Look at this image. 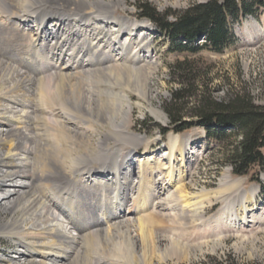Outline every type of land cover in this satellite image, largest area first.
Wrapping results in <instances>:
<instances>
[{
  "label": "rangeland",
  "instance_id": "1",
  "mask_svg": "<svg viewBox=\"0 0 264 264\" xmlns=\"http://www.w3.org/2000/svg\"><path fill=\"white\" fill-rule=\"evenodd\" d=\"M106 1L118 2L113 8L116 16H126L129 20L139 22L147 21L153 27V33L145 35L141 43L137 41L132 44V51L140 49V53L147 60H141L138 64H134L135 61L131 55L121 54L120 60L116 62L118 66L124 69L127 67L137 68L139 65L147 64L149 69L148 71L147 69L144 70L142 75L145 76L148 86L147 95L145 97L142 95V97L140 95L142 92H138L137 79L134 73L129 74L130 76L125 73L120 74L121 76L113 74L110 77L117 83V86H113L115 92L121 94L123 89V92L125 91L129 95L132 103L129 132L144 137V140H138L135 143L118 140L119 138H115L111 134L112 127L110 125L102 122L100 124V121L87 118L75 109L69 113L75 116L76 122L69 123L66 127L76 130L77 136L59 134L61 123L64 122L62 110L55 107L53 113L50 114L45 110V108L49 109L50 106L44 108L40 106L39 108L38 98L34 97V102L41 114V118L35 117L37 121L35 126L36 128L39 127L40 130L37 129V135L33 136L28 143L24 142V137L20 138L21 140L17 139L23 141L24 148H28L26 150L31 156L30 171L36 175L38 173L44 175V179L35 178L32 182L33 193L36 196L40 193L41 197L44 196V199L49 198L51 201L53 198H50L53 193L55 194L58 189H61L62 191L58 193L61 194L63 188L66 189L71 185L68 179L58 180L60 181L58 184H62V188H57L56 183L58 181L56 175L53 174H56V170L60 171L63 168H60V165L57 166L58 164H53L54 160L63 162L64 167H67L66 170H69L72 163L80 157L89 158V156L96 155L103 150L112 155L119 148L121 150L120 161L127 156L128 152L131 154L127 161L132 166V176L136 179V183L130 187L129 193L133 192L134 196L139 195V190L146 182L144 180L140 186L137 180L145 176L150 179L148 186L153 190L151 193H145V197L150 196L146 207L143 206L135 216L129 214L130 217H140L147 222L146 229L148 231L145 239L142 240L145 249L140 248V246L132 252L123 249L118 252L122 255H120V259L116 252H114L116 255L112 253V246L94 243L95 247L90 245L88 250V247L83 245L84 241L79 239L78 242L80 243L76 245H78V249L83 247L84 254H86L83 259L81 257L83 264H88L87 262L91 264V261H93L92 264H98L99 261L102 264L110 263L111 254L114 260L120 261V264H208L210 258L225 260L228 257L233 259L236 264H264V170L255 168V171L259 173L261 182L251 180L250 176L234 175L231 166L223 162L216 142L209 141L203 128L194 127L181 133L170 131L165 136L158 130V125L161 127L168 126L169 118L164 110L165 102L171 98L173 91L180 87V78L172 70V66L178 61L194 62L199 69H202L203 74L208 72L207 81L214 97L220 99L228 90L246 89L253 96L254 103L264 107V21L248 16L241 24H231L236 40L232 46L221 53L205 48L197 54H192L172 50L174 49L172 40L167 34L158 32L151 20L141 16L139 4L142 2L151 4L160 13H164L165 11H183L193 4L206 3L209 0ZM169 19L173 20L174 17H169ZM96 36H99L105 45H111L112 35L108 28H99ZM25 43L28 44L29 39L25 40ZM8 44L0 46L2 47L0 60H3L1 57H4V53H2L5 51L4 48H20L17 42ZM21 50L22 52L25 51V49ZM2 62H5L8 68L13 64L11 63L12 60L8 59ZM7 63L10 64L7 65ZM6 72H8L7 69ZM2 73L4 74V71H0V77ZM31 73L35 77L38 76L37 71ZM42 75L45 76V74ZM106 77L104 80L107 79ZM119 77L121 78L119 79ZM83 83L79 87L88 88L89 83ZM95 86L97 85L95 84ZM99 88L109 91L112 85L109 86L102 82L99 84ZM71 90L68 88V91L71 92ZM107 98L104 99L107 101L106 103L113 102V98ZM119 103L125 104L123 101H119ZM157 112L162 113V117L157 116ZM48 115H53V119L49 118ZM174 134L179 135L178 144H182V147L187 149V153L175 152L174 174L176 177L174 175V179H171L169 170L165 168L169 166L167 158L170 149L169 142ZM42 140L44 141L43 145H45L42 147L44 149L40 148ZM148 158L154 159V161H151L150 165H144ZM140 163H142L141 166H139ZM75 166L76 168L91 167L100 172L99 170L104 168V162L101 160L90 161L89 159L83 165ZM86 172L88 171L75 173L74 179L78 180L85 176L84 182L90 183L86 178ZM103 184L105 185L104 181L100 179L95 185L91 184L89 189L97 193L104 187ZM70 190L73 192L75 187L70 186ZM70 196V194H65V197ZM128 197L130 196L128 195ZM79 198L81 200V197L70 200L75 201L74 205L83 212H81L82 220L84 218L86 220L89 203L83 204ZM94 199L93 197L92 200ZM76 202L79 203V206ZM55 204L54 206H56ZM122 209L127 211V204ZM93 213L95 216L94 210ZM8 218L9 214L6 211V214L0 217V221L4 222ZM26 220L22 222V226L31 227L32 220L30 218ZM130 230L132 236L137 240L140 235L135 231V227L131 226ZM34 237L33 235L29 239L25 238V240L37 242L38 248L40 241ZM14 247L12 241L0 236V257H4L0 264H10L8 260L13 255ZM37 248L32 247V249ZM68 249H70L69 246ZM73 251L72 255L70 254L71 258L76 254V250ZM126 253L128 256H125ZM135 253L139 254L136 256ZM88 254L90 257L87 256ZM122 258L127 260L124 259L123 261ZM67 261L70 262V260Z\"/></svg>",
  "mask_w": 264,
  "mask_h": 264
},
{
  "label": "bare ground",
  "instance_id": "2",
  "mask_svg": "<svg viewBox=\"0 0 264 264\" xmlns=\"http://www.w3.org/2000/svg\"><path fill=\"white\" fill-rule=\"evenodd\" d=\"M117 4L118 2L106 0H0V46L9 45L11 42L20 45V48L6 47L2 52L4 57L1 58L4 61L12 60L10 68L0 60V71H4L0 77V183L6 182V196L3 200L6 202L5 210L9 214L8 220L0 223V236L12 241L15 246L13 255L8 260L10 264H83L81 257L83 259L86 254L83 247L78 249L76 245L80 243L79 239L84 241L83 245L88 247V250L94 243L112 246L114 255L123 249L132 252L136 247L144 246L142 240L148 231L147 222L134 216L149 202L150 196L145 197V193H151L153 190L148 186L150 179L145 176L137 180L140 186L144 180L146 182L139 190V195L129 193L130 187L136 183L132 176V166L127 161L131 156L130 152L120 161L119 148L112 155L104 150L99 151L89 158L80 157L77 161L71 162L69 170H66L63 162L54 160L53 164L63 168L53 174L56 175L57 181L68 179L71 185L63 188L61 194L58 193L62 190L58 189L50 198L54 200L50 201L49 198L41 197L38 192V196L33 193L32 182L35 178L44 179V175L41 173L36 175L30 171L31 156L26 150L28 148L23 147V141H20V138L24 137V142L28 143L37 135L39 127L36 128L35 123L36 118H41L38 111L40 106L42 108L50 106L49 109L45 108L50 114L55 107L62 110L64 122L63 124L60 122L59 134L77 136L76 130L67 128L69 123L76 122L75 116L69 113L75 109L87 118L100 121V124L102 122L110 125L111 134L119 138L118 140L134 143L144 140V137L129 132L132 103L123 89L121 94L115 92L113 86L117 83L110 77L113 74L119 76L125 73L128 76L134 73L138 92H142L141 96L147 95L148 86L145 76H142L144 70L149 69L147 64L124 69L116 62L120 60L121 54L131 55L134 64L147 60L140 53V49L132 51V44L137 41L141 43L145 35L153 32V27L147 21L139 22L129 20L126 16H116L113 8ZM35 15L37 17H34ZM101 27L109 29L112 35L111 45H105L101 38L96 36L97 30ZM28 39L29 43L26 44L25 40ZM1 49L2 47L0 51ZM21 49L25 51L22 52ZM33 71H37L38 76H33L31 73ZM83 82L89 83L88 88L79 87ZM102 82L112 85V88L109 91L100 89L99 84ZM68 88L72 89L71 92ZM102 96L113 98V102L110 100L111 104L106 103ZM34 97L38 98L39 108L34 102ZM158 115L162 117V113L157 112ZM48 117L53 119V115ZM32 124L34 126H31ZM178 141L179 135L174 134L169 142L167 157L169 166L165 169L169 170L171 179H174L175 175V152L187 153V149L178 144ZM43 142L42 140L40 148L45 146ZM89 159L101 160L104 162V168H101L100 172L91 167L76 168L75 165H83ZM151 161L154 159L148 158L144 165H150ZM141 165L142 163L139 164ZM85 171H88L85 174L90 181L87 182L89 184L84 182L85 176L78 180L74 179L75 173ZM100 179L104 181V187L97 193L92 192L89 189L90 185H95ZM58 183L60 181L56 183L57 188H62V184ZM70 186L75 187L73 192ZM65 194L71 196L65 197ZM77 197H81V200L79 198L81 203H89L86 220L85 218L82 220L83 212L74 205L75 201L70 200ZM77 204L79 206V203ZM126 204L127 211L122 209ZM93 210L96 212L95 216L92 214ZM129 214L134 216L130 217ZM29 218L32 220V226L29 228L26 225L22 226V222ZM131 226L135 227V231L140 235L137 240L131 234ZM33 235L40 241L38 248L37 242L25 240ZM73 250H76V254L71 258ZM89 255L87 256L90 257ZM125 256H128L127 253ZM112 257L111 254L110 263L107 264H120L119 260ZM122 259L124 261L126 258ZM132 260L135 261L133 258ZM98 264L102 263L99 261Z\"/></svg>",
  "mask_w": 264,
  "mask_h": 264
},
{
  "label": "trees",
  "instance_id": "3",
  "mask_svg": "<svg viewBox=\"0 0 264 264\" xmlns=\"http://www.w3.org/2000/svg\"><path fill=\"white\" fill-rule=\"evenodd\" d=\"M139 8L141 16L172 40V50L192 54L205 48L221 53L232 46L236 40L231 24H241L247 16L264 21V0H209L183 11L164 13L145 2ZM203 36L206 42L200 45L197 40ZM172 70L180 78V87L165 102L169 123L167 127L158 125L159 132L165 136L170 131L203 128L234 175L261 182L255 168L264 170V107L256 105L246 89H232L220 99L214 97L207 81L209 73L203 74L194 62L178 61ZM208 264L236 263L228 257L210 258Z\"/></svg>",
  "mask_w": 264,
  "mask_h": 264
},
{
  "label": "built area",
  "instance_id": "4",
  "mask_svg": "<svg viewBox=\"0 0 264 264\" xmlns=\"http://www.w3.org/2000/svg\"><path fill=\"white\" fill-rule=\"evenodd\" d=\"M5 193H6V182H3V183H0V217H2V215L6 214V210H5L6 202H5V200H3L4 196H6ZM1 222L2 221H0V223ZM0 258H1L0 262H3L1 260L4 259V257H0Z\"/></svg>",
  "mask_w": 264,
  "mask_h": 264
}]
</instances>
